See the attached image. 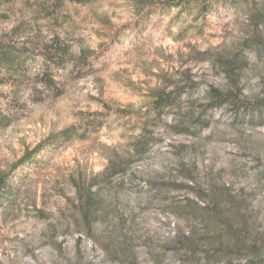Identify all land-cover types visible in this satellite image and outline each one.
Wrapping results in <instances>:
<instances>
[{
	"label": "rangeland",
	"instance_id": "374dc122",
	"mask_svg": "<svg viewBox=\"0 0 264 264\" xmlns=\"http://www.w3.org/2000/svg\"><path fill=\"white\" fill-rule=\"evenodd\" d=\"M182 1L0 0V264H264V0Z\"/></svg>",
	"mask_w": 264,
	"mask_h": 264
},
{
	"label": "trees",
	"instance_id": "16d2710c",
	"mask_svg": "<svg viewBox=\"0 0 264 264\" xmlns=\"http://www.w3.org/2000/svg\"><path fill=\"white\" fill-rule=\"evenodd\" d=\"M184 1V0H183ZM181 3H185V2ZM196 3V7L203 9V10H210L209 4H207V0H194ZM237 1H244V2H255L256 0H237ZM190 2V0H188ZM46 47H51L56 54L60 55L61 58L63 59L65 56L69 54L70 51V45L67 43L66 38H62L60 36H54L49 43L46 45ZM63 57V58H62ZM41 85H43V89L40 92H44L46 90L51 91V93L54 96H59L62 93V88L61 86L57 83L54 78L51 76L44 77L43 80H41Z\"/></svg>",
	"mask_w": 264,
	"mask_h": 264
}]
</instances>
